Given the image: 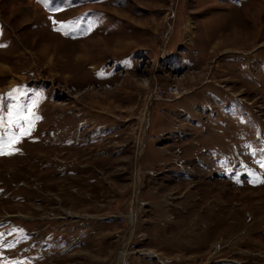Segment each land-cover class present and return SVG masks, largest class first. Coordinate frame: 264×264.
<instances>
[{
  "label": "rangeland",
  "instance_id": "obj_1",
  "mask_svg": "<svg viewBox=\"0 0 264 264\" xmlns=\"http://www.w3.org/2000/svg\"><path fill=\"white\" fill-rule=\"evenodd\" d=\"M34 101L0 264H264V0H0V134Z\"/></svg>",
  "mask_w": 264,
  "mask_h": 264
},
{
  "label": "snow or ice",
  "instance_id": "obj_2",
  "mask_svg": "<svg viewBox=\"0 0 264 264\" xmlns=\"http://www.w3.org/2000/svg\"><path fill=\"white\" fill-rule=\"evenodd\" d=\"M51 0H38V3H50ZM50 19H52L50 17ZM54 24L63 23L57 22L55 20L52 21ZM57 31L60 29L57 28ZM67 34V31H65ZM36 102L34 101L32 106L27 110L26 115H21L16 119H13L11 114H9L8 118V126L10 128H18L19 131H10L5 134H0V155H12L15 152L19 151L16 147L25 137L30 136L32 131L34 130L35 121L38 120V117L35 113ZM23 121V123H21ZM3 123V117H0V124ZM6 137V138H5ZM264 182V181H261Z\"/></svg>",
  "mask_w": 264,
  "mask_h": 264
},
{
  "label": "built area",
  "instance_id": "obj_3",
  "mask_svg": "<svg viewBox=\"0 0 264 264\" xmlns=\"http://www.w3.org/2000/svg\"><path fill=\"white\" fill-rule=\"evenodd\" d=\"M160 93L165 95V96H163V98L166 97V98H171L172 99V98H180V97H182L181 96V93H182L181 88H179V87H177L175 85L169 86L167 90H161V88L157 87L155 89V96L156 97L159 96ZM157 99H159V98H157ZM167 100H169V99H167ZM133 247H137V246L134 245ZM134 251H137L139 253V255H141V256L145 255V254H143V251L139 252V250H137V249L133 250V252Z\"/></svg>",
  "mask_w": 264,
  "mask_h": 264
},
{
  "label": "bare ground",
  "instance_id": "obj_4",
  "mask_svg": "<svg viewBox=\"0 0 264 264\" xmlns=\"http://www.w3.org/2000/svg\"><path fill=\"white\" fill-rule=\"evenodd\" d=\"M135 216H136L135 211H133V213L131 214V219H132L133 222L135 221ZM122 250H121V253L118 256V259H117L118 263L117 264L121 263L122 261H124L126 259L127 253L124 252V249H122ZM134 252H136V251H134Z\"/></svg>",
  "mask_w": 264,
  "mask_h": 264
},
{
  "label": "trees",
  "instance_id": "obj_5",
  "mask_svg": "<svg viewBox=\"0 0 264 264\" xmlns=\"http://www.w3.org/2000/svg\"><path fill=\"white\" fill-rule=\"evenodd\" d=\"M214 156H215V154H214ZM234 157L235 156H232L233 160H234ZM232 159H230V160L233 161ZM230 160H229V162L226 163V166L222 164L225 167V170H226V168L229 170L232 167Z\"/></svg>",
  "mask_w": 264,
  "mask_h": 264
},
{
  "label": "crops",
  "instance_id": "obj_6",
  "mask_svg": "<svg viewBox=\"0 0 264 264\" xmlns=\"http://www.w3.org/2000/svg\"><path fill=\"white\" fill-rule=\"evenodd\" d=\"M127 242V241H126Z\"/></svg>",
  "mask_w": 264,
  "mask_h": 264
}]
</instances>
